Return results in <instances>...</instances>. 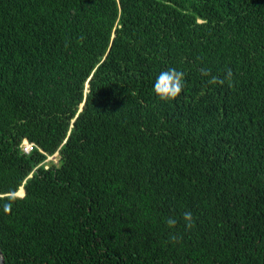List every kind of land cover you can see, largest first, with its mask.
Listing matches in <instances>:
<instances>
[{
	"label": "trees",
	"instance_id": "obj_1",
	"mask_svg": "<svg viewBox=\"0 0 264 264\" xmlns=\"http://www.w3.org/2000/svg\"><path fill=\"white\" fill-rule=\"evenodd\" d=\"M0 249L264 264V0H0Z\"/></svg>",
	"mask_w": 264,
	"mask_h": 264
},
{
	"label": "clouds",
	"instance_id": "obj_2",
	"mask_svg": "<svg viewBox=\"0 0 264 264\" xmlns=\"http://www.w3.org/2000/svg\"><path fill=\"white\" fill-rule=\"evenodd\" d=\"M182 86V74L175 69H169L167 73H161L157 77V82L154 85L153 91L161 99L167 100L175 98L180 93ZM24 140L27 141L26 139ZM184 218L190 221L191 213H185ZM168 223L171 225L174 224L175 221L169 220Z\"/></svg>",
	"mask_w": 264,
	"mask_h": 264
},
{
	"label": "rangeland",
	"instance_id": "obj_3",
	"mask_svg": "<svg viewBox=\"0 0 264 264\" xmlns=\"http://www.w3.org/2000/svg\"><path fill=\"white\" fill-rule=\"evenodd\" d=\"M86 87H87V84H85L84 91H86ZM33 146L34 145L31 144V143L27 144V143L22 141L21 144H20V149L23 150L24 152H29V151L32 150ZM51 164H59V157H58V155L56 153L53 154V155H50V156L48 155L47 158L44 161V166H48V165H51ZM16 194L17 195H21V193L18 192V191L16 192Z\"/></svg>",
	"mask_w": 264,
	"mask_h": 264
},
{
	"label": "water",
	"instance_id": "obj_4",
	"mask_svg": "<svg viewBox=\"0 0 264 264\" xmlns=\"http://www.w3.org/2000/svg\"><path fill=\"white\" fill-rule=\"evenodd\" d=\"M20 188H22V187H20ZM22 194L21 195H23L24 194V191H23V188H22ZM0 264H4V260H3V254H2V251H1V249H0Z\"/></svg>",
	"mask_w": 264,
	"mask_h": 264
}]
</instances>
